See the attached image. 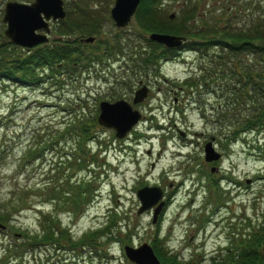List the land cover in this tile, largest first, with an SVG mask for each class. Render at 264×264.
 I'll list each match as a JSON object with an SVG mask.
<instances>
[{
	"label": "rangeland",
	"instance_id": "rangeland-1",
	"mask_svg": "<svg viewBox=\"0 0 264 264\" xmlns=\"http://www.w3.org/2000/svg\"><path fill=\"white\" fill-rule=\"evenodd\" d=\"M5 1L0 0L1 14ZM145 1L155 10L150 20L143 17L149 28L141 25L136 11L125 26H117L110 16L114 0L87 3L92 27L87 25L85 30L66 33L76 39L78 51L91 55L90 62L73 54L57 61L56 69L52 68V61L34 64L32 75L38 78L32 83L0 78V147H12L0 163V211L9 213L2 217L0 225V264H34V259H44L45 253L49 264H137L127 257L126 249L143 242L151 244L161 264L166 263L154 246L177 253L182 260L207 261L211 255L224 251L229 225L244 229L247 223L253 225L263 220L262 149L257 145V150L253 149L240 141L223 149L219 143L211 142L221 154L215 159L205 158V143L214 140L212 134L224 123L214 122V116L208 115L219 101L214 89L221 85L203 81L199 76L203 55L193 47L178 46L153 65L141 67L135 63L140 51L143 56L151 48L156 51L158 43L165 45L149 36L156 31L152 30L156 21H165L167 25L189 23L193 18L186 19V15L195 8L202 14L211 11L225 16L229 15V8L239 10L236 16L232 15L234 20L240 13L264 11V0ZM224 15L219 16L220 24ZM3 28L1 21L3 53L22 55L44 47L32 44L29 47H34L25 49L20 44L15 48L8 45L6 52L8 38ZM89 35H95V40L82 43L79 39ZM117 36L122 51L105 53L106 44L115 45ZM71 58H76L74 67L70 65ZM188 79L195 83H188ZM142 85L146 93L134 103L132 98ZM117 99L128 101L141 113L138 122L121 137L96 119L100 101ZM202 109H206L207 115L203 116ZM70 123L73 130L87 124L89 132L83 135L67 131ZM248 137L254 138L255 134ZM42 140L47 141L43 152L39 151L42 154L27 151ZM77 140L82 145L79 148ZM76 155L79 164L68 165L70 157ZM48 180L60 185L66 195L78 190H85V194L78 192L75 200L72 198L55 209L54 202H47L41 191ZM237 183L240 184L236 186ZM147 185L159 186L163 192L159 200L165 201L155 222L154 205L152 210L138 209L141 203L137 190ZM113 209L120 220L117 226L122 223L120 229L111 228L116 231L113 239L97 237L93 248L88 244L93 251L74 245L75 237L108 222L107 216L114 213ZM47 210L56 211L60 219L53 228L69 230L72 240L68 237L62 238L61 244L16 247L24 240L22 232L40 230ZM246 215L244 221L242 217ZM8 243L12 246L7 247ZM6 247L11 252L2 260ZM100 252H108L112 261L100 256ZM13 255L18 256L11 258Z\"/></svg>",
	"mask_w": 264,
	"mask_h": 264
},
{
	"label": "trees",
	"instance_id": "trees-1",
	"mask_svg": "<svg viewBox=\"0 0 264 264\" xmlns=\"http://www.w3.org/2000/svg\"><path fill=\"white\" fill-rule=\"evenodd\" d=\"M152 8V6L146 4L145 0H140V4L135 10V15L141 17V25L146 28L149 27L145 25L146 21L143 17L150 20V17H153L155 12ZM238 11L239 10L234 11L229 8V15L225 16L224 13H222L225 18L223 19L224 22L220 24L219 16L222 15L221 13L204 11V14H202V12L199 13L198 9L196 10L195 8L194 12L191 10V14L186 15L188 16L186 19L193 18L192 22L187 23V21L185 24L182 22L181 24L172 23L167 25L165 21H156V25L153 26L152 30L184 35L186 40L182 42L181 46H187L188 48L193 47L205 58L200 67L201 72L199 76H201V79L221 85V87H216L214 89L219 101L214 109L208 112V115H213L212 121H220L224 123V126H222V124L219 125V130L212 134L214 137L212 142L219 143L221 148L225 149L234 141H240L243 142L244 145L248 144L252 146L253 149H256L254 146L257 145V148L262 149V153L264 154V144L262 143L264 138L259 141L260 137L264 136V11L247 13V15L245 13H240L239 18L233 20L232 15L236 16ZM116 39V44H113L114 46L106 44L108 47L105 53L111 51L116 52L118 50L120 52L122 51L123 48L119 44L120 36H117ZM75 40L76 39H70L66 49H63L62 44H60L59 46L42 47L22 55H16V53L11 55L3 53L0 50V78L27 80L32 83L38 78L36 75H32L34 64L43 63L45 60H47L46 62L48 63L52 61L53 67H50L56 69L54 65H56L55 63L57 61L66 60L73 54L80 55V57L86 59L87 62H90L88 57H91V55L86 56L82 51H78V48L75 47L77 42ZM148 40L149 38H147V41ZM7 42L8 43L4 47L6 52L8 51V45L14 48L17 46V44L12 42L9 38ZM175 48L176 47H167L158 43L156 51L151 48V50L143 56H141L140 51L139 54H137L139 60L135 64H139L142 67L149 63H154L158 59H161V57L167 56V53L170 54ZM134 54H136V52H134ZM71 59L70 65L74 67L76 58ZM153 63L151 65H153ZM43 67H45V64H43ZM187 82L190 84L195 83L194 79H188ZM96 112H98V108H96ZM201 112L203 116H205V114L207 115L206 109H202ZM10 114H12V112H10ZM90 121H93V119ZM71 126H73L72 123L69 124V130L67 131H77V133L83 135L89 132V126H87V124L83 123L81 126L79 125V128L75 126V130H73ZM65 131L66 130L62 132ZM250 134H255V137H248ZM45 144H47V141L42 140L40 144L27 151L33 154L37 152L42 154ZM77 146L78 148L82 146L78 140ZM3 150H6L4 151V155ZM9 152H12V147H0V163L6 155L10 154ZM74 152H77V150ZM70 158L71 161L68 165L73 163L79 164V157L77 155L74 157L71 156ZM50 182L51 180L46 181L41 191L43 195H46L47 202H54L53 205L55 209L65 206L64 202H71L72 198L75 200V196H77L78 192L82 195L85 194V190L82 192L78 190L74 194L66 195L65 191H62L63 189L60 185L51 184ZM9 204V202L6 203L7 206H9ZM112 211L114 213L107 216L110 218L108 222L100 224L96 226L95 229L92 228L90 231L88 230L80 236L75 237V241L73 242L74 245H79L87 249V251H91L92 249L90 246L92 248L95 246L97 237H101L102 239L104 236L113 239V235L116 231L114 232L111 228L117 226L120 220L117 216V212L115 213L116 209ZM46 212L47 213L44 214L45 220L41 222L40 230L35 233L22 232L25 236L24 240H20L18 244H16V247L22 248L28 244L33 248L35 244L47 245V243L51 244L53 242L61 244L62 238L68 239V237L72 240L73 234L69 230L67 231L64 229L60 231L58 228H53L54 224L59 225L60 223L57 212L52 210H47ZM8 214L9 213L3 214L0 211V221L3 222L4 219L2 217ZM242 219L245 221L247 215L246 217L243 216ZM230 227L231 230L227 235L229 236V241L225 245L224 251H219L218 254L211 255L207 261L192 258L182 260L175 252L170 253L168 250L163 251L156 246H154V249L159 254L161 261L166 264H264V218L260 223L255 222L253 225L247 223L244 229L243 227L240 229L235 224L228 226L229 229ZM120 228H122V223L117 226V229ZM55 233H58V235ZM88 244H90V246ZM8 245L12 246L10 243L7 244V247H9ZM7 247L4 249L5 252L2 255V260H6L11 252V250L7 251ZM105 250L106 248L103 252H105ZM18 251L19 250H13L15 253ZM24 254L25 253H23V256ZM99 255L106 259L109 258L110 261H112V258H110L111 255L108 254V252L104 254L100 252ZM17 256L18 255H13L11 258H16ZM23 256L19 258H23ZM49 262L51 261L47 253H45V257L42 260L34 259V264H49ZM118 263L119 262H116L115 264Z\"/></svg>",
	"mask_w": 264,
	"mask_h": 264
},
{
	"label": "water",
	"instance_id": "water-1",
	"mask_svg": "<svg viewBox=\"0 0 264 264\" xmlns=\"http://www.w3.org/2000/svg\"><path fill=\"white\" fill-rule=\"evenodd\" d=\"M138 3L139 0H114L110 13L117 26H125L129 22ZM53 8L57 10L53 13L54 17L62 14L59 0H35L31 4L15 0L7 1L3 18L7 22L4 30L5 34L12 41L26 46L44 40L45 34L36 33L34 30L42 21L40 11L43 10L45 15L49 16V10H53ZM173 14L171 12L170 17ZM149 36L159 42H163L166 46H178L186 39L184 35L157 31H152ZM93 39L94 37L89 35L84 40L92 41ZM145 93L146 87L142 85L136 90L133 101L141 100ZM99 109L98 122L102 125L113 127L117 137L124 136L141 116L139 110L132 108L131 104L124 99L115 101L102 100L99 103ZM204 151L206 159H215L220 155L211 145V141L205 143ZM162 194V189L159 186L147 185L137 190V196L141 203L138 208L140 211L155 205L153 222L156 221L163 205V200L159 201ZM0 225L3 224L0 223ZM126 250L129 259L138 264H161L148 242H143L137 247H127ZM143 254L146 255V258H144Z\"/></svg>",
	"mask_w": 264,
	"mask_h": 264
},
{
	"label": "flooded vegetation",
	"instance_id": "flooded-vegetation-1",
	"mask_svg": "<svg viewBox=\"0 0 264 264\" xmlns=\"http://www.w3.org/2000/svg\"><path fill=\"white\" fill-rule=\"evenodd\" d=\"M7 1L8 0H6L4 3L3 14H1L2 10L0 7V20L4 23V28L7 25V22L3 19L4 13H5V6H6ZM16 1L27 3V4H31V3L35 2V0H16ZM59 1L61 4V11H62L61 15H57L56 17H54L53 13H54V11H57L54 8H53V10H49V16H46L45 12L43 10L40 11L42 21H41V24H39L35 28L34 31L36 33L45 34V39L34 43V46L41 45V46L46 47V45H49L48 47H50V46H54V45L59 46L60 44H62V48L66 49V47H68V41L70 39H73V40L75 39L74 37H71L68 33H66L67 31H71V30L73 31L75 29H76V31H77V29H80V31H81V29L85 30L86 29L85 26H87V25H88V27L89 26L92 27L91 26L92 24L88 20L89 18L87 17L90 14V12H88L89 9L87 6V3L90 0H59ZM83 17H85V19ZM87 22L90 24H83V23H87ZM93 25H95V24H93ZM4 28H3V32H4ZM62 30H64V31H62ZM59 34H63V35L66 34V36H61ZM78 34H80V32ZM79 39L82 41V43L85 42L82 36H80ZM90 44H92V43H90ZM34 46H32V47H34ZM22 47H24L25 49L32 48V47H29L26 45H23ZM75 47H77V46L75 45ZM98 113H99V107H98ZM239 184L240 183H237V186Z\"/></svg>",
	"mask_w": 264,
	"mask_h": 264
}]
</instances>
